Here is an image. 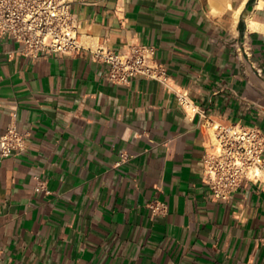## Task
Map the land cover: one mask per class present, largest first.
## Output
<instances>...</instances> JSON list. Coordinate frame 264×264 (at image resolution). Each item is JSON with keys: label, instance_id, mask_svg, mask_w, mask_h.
I'll use <instances>...</instances> for the list:
<instances>
[{"label": "crops", "instance_id": "0c3cea01", "mask_svg": "<svg viewBox=\"0 0 264 264\" xmlns=\"http://www.w3.org/2000/svg\"><path fill=\"white\" fill-rule=\"evenodd\" d=\"M83 47L0 37V264H264V176L206 181V116L264 133V0H74ZM156 47L165 79L109 78L99 46ZM126 154L127 156H125ZM167 208L155 212L152 204Z\"/></svg>", "mask_w": 264, "mask_h": 264}, {"label": "built area", "instance_id": "2783aa9c", "mask_svg": "<svg viewBox=\"0 0 264 264\" xmlns=\"http://www.w3.org/2000/svg\"><path fill=\"white\" fill-rule=\"evenodd\" d=\"M74 0H0V37L21 42L20 52L39 56L42 52L74 54L83 47L81 22L73 10ZM96 60L110 64L109 78L129 83L137 75L165 79L166 66L156 57V47L132 42L119 49L99 46ZM203 126L213 131L214 139L205 155L206 181L216 198L228 199L246 180L264 176V133L258 125L223 122L206 116ZM25 134L11 123L0 136L3 155L22 147ZM127 156L126 154H124ZM155 212L167 204H152Z\"/></svg>", "mask_w": 264, "mask_h": 264}]
</instances>
